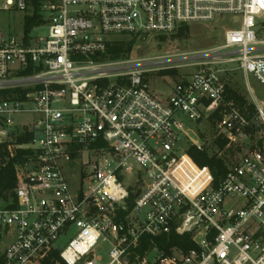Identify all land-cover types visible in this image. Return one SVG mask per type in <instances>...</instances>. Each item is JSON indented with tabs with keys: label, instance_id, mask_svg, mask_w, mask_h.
<instances>
[{
	"label": "built area",
	"instance_id": "2783aa9c",
	"mask_svg": "<svg viewBox=\"0 0 264 264\" xmlns=\"http://www.w3.org/2000/svg\"><path fill=\"white\" fill-rule=\"evenodd\" d=\"M30 5L0 0V10ZM40 12L32 29L46 25L43 34L0 35V240L15 235L0 264H42L54 249L65 264H98L100 239L107 264H264V100L252 102L254 121L226 80L235 64L264 86V0H41ZM225 16L238 27L192 55L102 58L110 36L171 35ZM178 62L197 69L161 99L145 75ZM191 145L242 150L216 184ZM82 157L90 170L74 190L64 165ZM171 231L195 247L140 251L143 237Z\"/></svg>",
	"mask_w": 264,
	"mask_h": 264
},
{
	"label": "rangeland",
	"instance_id": "374dc122",
	"mask_svg": "<svg viewBox=\"0 0 264 264\" xmlns=\"http://www.w3.org/2000/svg\"><path fill=\"white\" fill-rule=\"evenodd\" d=\"M34 6L25 11L19 9L0 10V35L10 34L22 38L24 32L25 15H33ZM41 13V12H40ZM43 19V14L41 13ZM235 19L231 16L217 17L211 23H195L187 25L188 29L184 33L179 30L171 35L145 34L136 42L133 50L123 60L136 61L139 59H148L152 57L168 56V57H186L197 53L201 50L211 48L220 44L224 39V32L229 28H236ZM186 27V26H185ZM46 25L36 26L29 35L43 34L46 32ZM124 35L110 36V39H120ZM232 70L226 74V80L231 83L233 88L237 89L245 96L248 103L255 100L260 102L264 100V86L260 84L253 76L246 75L236 68L235 64L228 65ZM197 69V65L193 62L175 63L166 68L155 70L147 73L145 79L151 90L161 99H167L171 93L172 87L179 81L188 79ZM181 119L187 120L186 114L180 115ZM33 119L32 114L24 116L23 121L30 122ZM190 125L193 122H190ZM194 126V125H193ZM206 132L210 129L205 126ZM192 136L197 137L194 133ZM236 154L235 156H238ZM85 157L68 161L65 165V172L68 175L72 188L77 190L84 176L83 172L89 167L84 164ZM138 167V165H137ZM90 170V169H89ZM15 238L14 233L8 234L3 240H0V252ZM67 240L62 239L63 247L67 244ZM111 244L109 242L99 240L94 250V256H99L101 261L98 264H107L109 261V251Z\"/></svg>",
	"mask_w": 264,
	"mask_h": 264
},
{
	"label": "trees",
	"instance_id": "16d2710c",
	"mask_svg": "<svg viewBox=\"0 0 264 264\" xmlns=\"http://www.w3.org/2000/svg\"><path fill=\"white\" fill-rule=\"evenodd\" d=\"M34 9L35 12L33 15H26L25 21H24V28L26 31H30L33 26L38 25L42 23V16H41V0H33ZM188 29V26L181 27L179 29V32L182 34L186 32ZM143 34H131V35H124L123 38L112 40L107 49V53L102 56V58H108L111 60L121 59L126 57L135 46L138 39ZM227 96L229 98H234L241 108L245 111V113L248 114V117L253 119L255 116V106L252 103H248L247 99L244 95H242L241 92H239L237 89L233 88L230 82H228L227 85ZM254 117V121H255ZM256 126L254 123V131ZM218 143V146L220 150L224 149L227 140L225 139H218L216 141ZM241 147H237L236 149L229 148L225 150V152L219 156L214 152H210L207 149H200L197 145H191L188 149V152L190 156L194 159V161L200 165V166H209L211 169L213 175H214V181L217 184L220 179L223 177L225 172L227 171V160L228 156L233 157L239 152H241ZM76 156V155H75ZM16 161H19L18 158H16ZM8 177L10 178L9 181L4 182L3 184L7 188H11L15 185V175H14V168L13 163L10 165V167L7 169ZM134 194L131 193L130 198L128 199V211L131 210L134 206ZM120 214L124 216L127 214V211L120 210ZM153 244H156V246L165 251L166 253L171 252L172 248H179L184 251L192 249L195 247V243L191 240L190 235L184 234L180 235L176 233L175 231H171L170 233H163L158 236L149 237L145 236L142 239V247L140 251L143 253L145 250L151 248ZM0 260H1V252H0ZM65 264L63 259L60 257V252L57 249H54L48 257H46L42 264Z\"/></svg>",
	"mask_w": 264,
	"mask_h": 264
}]
</instances>
